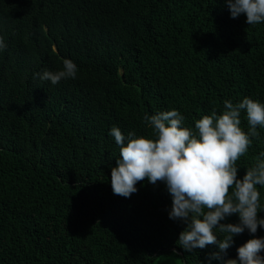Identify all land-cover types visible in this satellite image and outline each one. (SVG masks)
<instances>
[{
    "label": "trees",
    "instance_id": "trees-1",
    "mask_svg": "<svg viewBox=\"0 0 264 264\" xmlns=\"http://www.w3.org/2000/svg\"><path fill=\"white\" fill-rule=\"evenodd\" d=\"M0 37V264H208L218 246H179L163 182L113 194L110 130L150 136L145 115L176 109L194 128L225 100L264 103V23L232 18L225 0H0ZM65 59L75 79H40ZM257 131L239 178L264 152ZM251 238L234 236L225 258Z\"/></svg>",
    "mask_w": 264,
    "mask_h": 264
},
{
    "label": "clouds",
    "instance_id": "clouds-1",
    "mask_svg": "<svg viewBox=\"0 0 264 264\" xmlns=\"http://www.w3.org/2000/svg\"><path fill=\"white\" fill-rule=\"evenodd\" d=\"M232 18L246 16V24L264 23V0H225ZM6 48L0 37V51ZM77 65L70 59L56 72L45 70L40 79L57 84L61 79H75ZM246 112L249 130L241 127V112ZM150 136L127 137L118 127L110 135L119 146V158L111 169L113 194L129 198L138 189V182L153 185L163 182L172 197L169 218L183 222L178 243L186 252L218 246V251L207 255L220 264H264V237H256L258 228H264L261 192L264 188V152L256 163L238 177L237 161L252 144L251 137L259 135L257 126L264 128V103L244 98L233 104L224 101L222 114L216 111L203 115L195 127L185 126V117L176 110L161 111L144 116ZM237 214L238 223H221ZM223 234L220 238L216 234ZM247 230L253 237L237 249L236 258H225L234 236Z\"/></svg>",
    "mask_w": 264,
    "mask_h": 264
}]
</instances>
